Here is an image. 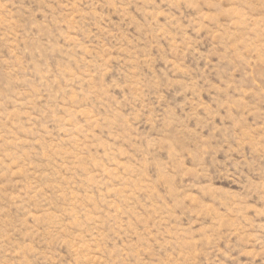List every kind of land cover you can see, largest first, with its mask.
Returning <instances> with one entry per match:
<instances>
[{
  "label": "rangeland",
  "instance_id": "obj_1",
  "mask_svg": "<svg viewBox=\"0 0 264 264\" xmlns=\"http://www.w3.org/2000/svg\"><path fill=\"white\" fill-rule=\"evenodd\" d=\"M0 264H264V0H0Z\"/></svg>",
  "mask_w": 264,
  "mask_h": 264
}]
</instances>
